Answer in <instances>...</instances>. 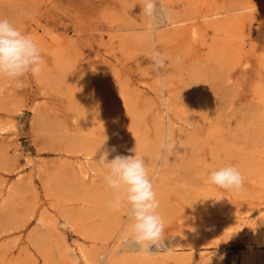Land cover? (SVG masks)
<instances>
[{"label": "rangeland", "instance_id": "374dc122", "mask_svg": "<svg viewBox=\"0 0 264 264\" xmlns=\"http://www.w3.org/2000/svg\"><path fill=\"white\" fill-rule=\"evenodd\" d=\"M156 5L0 0L44 61L0 77V264H264V0ZM134 149L165 225L148 250L97 163ZM227 165L241 189L209 182Z\"/></svg>", "mask_w": 264, "mask_h": 264}, {"label": "clouds", "instance_id": "9594fccd", "mask_svg": "<svg viewBox=\"0 0 264 264\" xmlns=\"http://www.w3.org/2000/svg\"><path fill=\"white\" fill-rule=\"evenodd\" d=\"M156 7V0H143L146 15L151 16ZM153 60L157 69L164 66L159 53ZM43 64L41 49L32 37L22 33L9 19L0 17V77L14 80L28 73L36 76L42 72ZM133 151L135 155L117 154L109 159L111 152H115L113 147L97 163L106 169L103 179L114 193L108 208L118 210L122 202H127L134 243L148 250L152 245L159 246L165 225L158 213L160 204L145 160L136 149ZM209 182L225 190H239L244 177L237 167L227 165L213 170Z\"/></svg>", "mask_w": 264, "mask_h": 264}]
</instances>
